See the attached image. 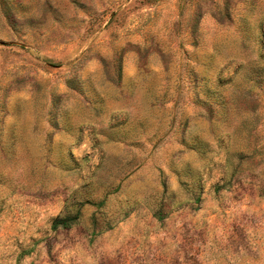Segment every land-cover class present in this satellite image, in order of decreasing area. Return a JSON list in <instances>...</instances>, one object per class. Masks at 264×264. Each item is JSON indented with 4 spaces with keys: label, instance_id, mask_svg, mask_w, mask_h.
<instances>
[{
    "label": "rangeland",
    "instance_id": "obj_1",
    "mask_svg": "<svg viewBox=\"0 0 264 264\" xmlns=\"http://www.w3.org/2000/svg\"><path fill=\"white\" fill-rule=\"evenodd\" d=\"M0 264H264V0H0Z\"/></svg>",
    "mask_w": 264,
    "mask_h": 264
},
{
    "label": "trees",
    "instance_id": "obj_2",
    "mask_svg": "<svg viewBox=\"0 0 264 264\" xmlns=\"http://www.w3.org/2000/svg\"><path fill=\"white\" fill-rule=\"evenodd\" d=\"M75 217H76V216H75ZM75 217H74V219H76ZM63 221H64V222H63ZM67 221H68V219L56 220V221L54 222L53 226H54V227H57L59 224H61L62 227L67 228V227L70 226V223H68Z\"/></svg>",
    "mask_w": 264,
    "mask_h": 264
}]
</instances>
